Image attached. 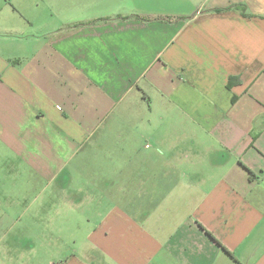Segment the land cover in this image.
I'll return each instance as SVG.
<instances>
[{
    "label": "crops",
    "instance_id": "crops-1",
    "mask_svg": "<svg viewBox=\"0 0 264 264\" xmlns=\"http://www.w3.org/2000/svg\"><path fill=\"white\" fill-rule=\"evenodd\" d=\"M48 218L89 264H264V0H0L7 250Z\"/></svg>",
    "mask_w": 264,
    "mask_h": 264
},
{
    "label": "rangeland",
    "instance_id": "rangeland-1",
    "mask_svg": "<svg viewBox=\"0 0 264 264\" xmlns=\"http://www.w3.org/2000/svg\"><path fill=\"white\" fill-rule=\"evenodd\" d=\"M67 0H64V3ZM100 156V154H99ZM23 221V220H22ZM82 222V220H79ZM12 221L0 219V262L1 264H64L74 262V256L84 264L92 263L86 256L84 234L74 230V219H47V233L33 238L35 246L29 251H8L6 243L13 237L10 224ZM9 232L7 233V230ZM11 233V234H10ZM90 247H88V250ZM89 253V251H88ZM90 254V253H89ZM90 257V256H89ZM40 259V263L37 259ZM94 264H107L94 256ZM89 261V262H88Z\"/></svg>",
    "mask_w": 264,
    "mask_h": 264
}]
</instances>
